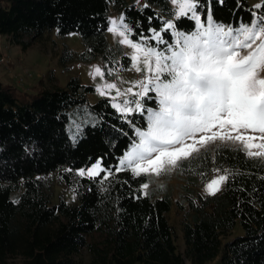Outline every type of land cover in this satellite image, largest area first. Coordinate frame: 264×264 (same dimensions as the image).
<instances>
[{
	"label": "trees",
	"instance_id": "trees-1",
	"mask_svg": "<svg viewBox=\"0 0 264 264\" xmlns=\"http://www.w3.org/2000/svg\"><path fill=\"white\" fill-rule=\"evenodd\" d=\"M200 2L204 15L210 10L226 27L238 28L253 12L264 13L251 0ZM174 10L169 0H0V47L4 37L26 52L52 32L60 38L78 34L84 52L77 55L65 45L62 65L98 59L106 77L115 78L130 70L132 61L119 42L107 39L111 15L124 17L134 42L143 33L146 46L162 47L149 29L171 42L170 31L160 26ZM174 22L182 31L194 26L187 18ZM94 93L95 87L76 76L60 86L52 72L36 92L0 81V264H209L217 259L264 264V159L218 145L180 162L186 206L181 253L168 217L178 201L164 189H147L144 195L142 184L150 186L151 175L115 170L133 139L128 121L141 126L144 118L121 115L109 98L92 103ZM96 161L114 170L109 179L74 175ZM216 169L227 173L229 182L215 196L201 193ZM53 175L76 194V204L52 203L48 181ZM238 225L242 234L226 240Z\"/></svg>",
	"mask_w": 264,
	"mask_h": 264
},
{
	"label": "snow or ice",
	"instance_id": "snow-or-ice-1",
	"mask_svg": "<svg viewBox=\"0 0 264 264\" xmlns=\"http://www.w3.org/2000/svg\"><path fill=\"white\" fill-rule=\"evenodd\" d=\"M169 2L175 10L160 27L164 33L170 31L172 41L161 31L149 29L151 39L162 47L146 46L148 38L143 33L140 42L130 39L133 29L123 16L110 22L109 31L119 43L134 50L130 59L135 71L146 73L133 85L139 92L129 88L122 93L115 83L98 88L101 95L115 90L113 99L127 93L138 97L113 107L125 117L138 113L145 120L141 126L128 121L133 139L115 170L159 177L216 141L238 144L250 158L264 157V77L260 75L264 71V13L253 12L250 21L233 28L218 23L210 10L204 15L200 0ZM180 18L194 21L193 29L180 30L174 22ZM92 75L103 79L105 72L96 67ZM147 101H154L156 107L147 106ZM113 171L96 161L76 174L100 182ZM216 171V178L206 185L211 196L230 179L227 173ZM148 187L149 183L142 184L144 195Z\"/></svg>",
	"mask_w": 264,
	"mask_h": 264
},
{
	"label": "rangeland",
	"instance_id": "rangeland-1",
	"mask_svg": "<svg viewBox=\"0 0 264 264\" xmlns=\"http://www.w3.org/2000/svg\"><path fill=\"white\" fill-rule=\"evenodd\" d=\"M260 2V0H251V3L253 5H257ZM120 17L121 16H118L117 14L113 13L111 15V20L119 21ZM107 39L111 44L119 42V38L112 32H110L109 29L107 31ZM65 45L77 55L81 54L85 50V45L82 41V38L78 34H71L65 38H60L56 36L54 32H52L47 38V40L44 42V44L36 45L35 47L26 52H23L19 46L13 44L8 38H2L0 48L2 51H7L10 53L11 62L8 65L0 64V81H3L5 83H11L27 91L36 92L38 89L41 88V84L47 83V78L52 72L56 77L57 83L60 86H65L71 77L76 76L79 77L84 84L95 87L96 93L89 96V99L92 103H95L101 98H109L113 101V104H121L123 106V101H130L131 98L134 97L132 94L127 93L113 99V97L116 96L115 90L108 91L105 95H101L98 91V88L104 83H115L122 93H126L127 89L133 88V85L137 84L138 82L132 80L130 82V86H125L120 79L122 73H119L115 78H107L106 75L103 79H101L100 77L93 78L92 73L96 67H100L104 71L103 64L98 59L92 62H82L79 60H74L73 62L68 63L66 66H63L60 62V56ZM121 45L123 46L125 53L129 57L134 54L133 49L129 48L126 45ZM140 66L143 69L142 63ZM133 74L146 73L145 71L136 72L134 64L132 62L131 69L125 72V75L128 78H131ZM260 75L261 77H264V71H262ZM21 79L23 80V82H21ZM133 91L139 92L140 88H133ZM213 131H215V129ZM190 142L191 141H189V143ZM218 145H228L232 147L241 148L240 145L231 142L226 143L216 141L215 143H209L207 147H202L198 154L205 150H212L215 146ZM195 155L197 154H194L193 156ZM261 158L264 159V157ZM76 173L77 171L74 172V175L79 176ZM219 174H223V172L220 170ZM217 175L218 173L216 170H214L210 175H208V177L204 180L203 185L199 188V191L201 193H208L206 190V185L210 182L211 179L216 178ZM151 176L153 182L148 187V189H154L155 192L160 189H164L172 194L175 201H178L177 204L168 214V217L176 234V243L178 250L181 253H184L185 244L183 240L181 225L183 215L186 211V209H184L186 206H184L183 202L181 201V189L184 180L180 175L178 167L171 169L170 171L160 175L159 177L154 175ZM48 182L50 185L49 193L51 196L52 203H59L62 199L69 204H76L78 202L76 194L70 191L68 186L64 184L57 177V175L49 177ZM223 187L224 185L222 186V188ZM238 234H242V229L240 225L236 227V229L232 232L230 236H228V239L226 240L233 239ZM18 262V260H14L11 261L10 264H18ZM187 264L191 263L187 260ZM209 264H221V262L219 259H217Z\"/></svg>",
	"mask_w": 264,
	"mask_h": 264
},
{
	"label": "built area",
	"instance_id": "built-area-1",
	"mask_svg": "<svg viewBox=\"0 0 264 264\" xmlns=\"http://www.w3.org/2000/svg\"><path fill=\"white\" fill-rule=\"evenodd\" d=\"M11 62V55L9 52L7 51H2L1 48H0V64L2 65H8L10 64ZM122 75H121V82L125 85V86H130V82L132 80L136 81V82H139L140 80L144 79L145 77V74H133L131 76V78H128L126 75H125V72H121ZM120 73V74H121ZM21 82H23V80L21 79Z\"/></svg>",
	"mask_w": 264,
	"mask_h": 264
},
{
	"label": "crops",
	"instance_id": "crops-1",
	"mask_svg": "<svg viewBox=\"0 0 264 264\" xmlns=\"http://www.w3.org/2000/svg\"><path fill=\"white\" fill-rule=\"evenodd\" d=\"M35 84V83H34Z\"/></svg>",
	"mask_w": 264,
	"mask_h": 264
}]
</instances>
